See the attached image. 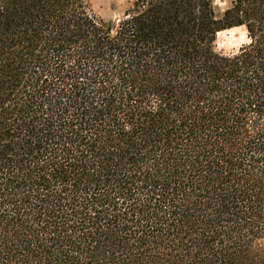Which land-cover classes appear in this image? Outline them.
Masks as SVG:
<instances>
[{
  "label": "trees",
  "instance_id": "trees-1",
  "mask_svg": "<svg viewBox=\"0 0 264 264\" xmlns=\"http://www.w3.org/2000/svg\"><path fill=\"white\" fill-rule=\"evenodd\" d=\"M0 264H264V0H0Z\"/></svg>",
  "mask_w": 264,
  "mask_h": 264
},
{
  "label": "rangeland",
  "instance_id": "rangeland-1",
  "mask_svg": "<svg viewBox=\"0 0 264 264\" xmlns=\"http://www.w3.org/2000/svg\"><path fill=\"white\" fill-rule=\"evenodd\" d=\"M132 0H90L91 8L95 14L105 20L122 17L124 11L131 5ZM230 0H213L217 15L229 5ZM246 41L245 31L240 27L221 30L217 35L216 49L221 52L236 50Z\"/></svg>",
  "mask_w": 264,
  "mask_h": 264
},
{
  "label": "bare ground",
  "instance_id": "bare-ground-1",
  "mask_svg": "<svg viewBox=\"0 0 264 264\" xmlns=\"http://www.w3.org/2000/svg\"><path fill=\"white\" fill-rule=\"evenodd\" d=\"M240 28H242V27H240ZM229 29H231V28H229ZM221 31H219L218 33H217V35L220 33Z\"/></svg>",
  "mask_w": 264,
  "mask_h": 264
}]
</instances>
